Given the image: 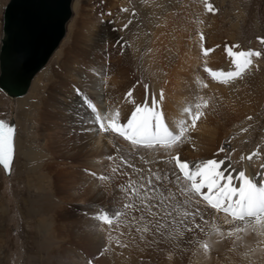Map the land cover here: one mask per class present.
<instances>
[{
    "label": "rangeland",
    "instance_id": "1",
    "mask_svg": "<svg viewBox=\"0 0 264 264\" xmlns=\"http://www.w3.org/2000/svg\"><path fill=\"white\" fill-rule=\"evenodd\" d=\"M7 1L0 0V34L2 11ZM206 5H211L213 10L209 11ZM171 18H175V22H171ZM162 23L166 25L164 27H167L166 40L174 41L170 44L181 45L187 40L196 42L202 63H212L219 58L225 62L229 61L227 65L220 66L219 69L217 66L207 65V68L217 73L234 70L232 58L226 50L228 48L237 52L251 49L261 53L260 57H252L253 66L244 73L242 78H239H244L245 82L239 88H235L236 91L245 92L243 95L250 98L248 103L250 108L247 109L238 102L245 109L227 119L224 126L218 129L220 136L213 145L215 147L213 153L230 160L238 153L249 155L259 147H264V43L261 42L264 39V0H73L66 33L46 64L32 79L27 92L13 100L0 89V120L7 122L10 118H14L16 124L15 155L11 172L5 174L0 166V264H89V262L111 264L114 259L116 261V258L119 260L116 262L125 264L127 254L124 257L123 253L118 251L115 257L112 250L118 246L126 247V243L120 237H114L111 234L113 232L111 226H114L116 222L117 227L132 226V230L127 231L128 237L132 238V246H137V242L141 240L147 244L150 258L138 259L139 264H264V229L255 227L253 219L238 226L243 231L236 232L230 229L232 235H229L230 231L224 234V247L219 249L211 248L207 238H204L206 235H203L200 240L201 236L195 238V235L190 233L188 239L182 240L181 236L190 232L188 231L190 226L184 227L183 231H178L175 226V231L171 233L164 226V214L161 209H164L169 200L177 207L180 202H185L184 197H187L180 191V181L176 179L178 175L171 174L167 169L169 165L164 161L169 158L172 162L171 168L177 169L172 157L179 154L180 143L185 146L189 144L191 148V144L193 146L197 144L199 150L209 146L210 141L205 142L200 137L201 117L196 121L195 128H192L191 119L187 116L186 123L188 122L187 124L191 127H188L189 138L183 139V137L182 140L188 141L183 143L180 141L168 151L159 146L145 150L152 157L147 165L149 168L139 174L140 169L135 171L132 163V170L135 172H132L131 178L126 175L125 181L123 177L115 180L111 171L107 169L105 172V169L96 166L95 163L101 157L99 154L98 157L90 156L84 152H74L73 148L64 147L55 156L48 150L47 146L50 143H56L52 140L59 142L68 134L65 133L66 135L63 136L55 128L50 131L44 130L45 121L40 120L39 115L42 111L43 98L50 92L63 102L73 103V99L84 101L83 93L77 94L78 88L71 89L61 85L67 80H73L72 76L81 74L84 69L81 58H78L73 50H86L87 46L95 41L98 44L97 48L104 50L105 65L111 67L113 61L107 51L111 55L113 53L111 50L124 48V45L129 47L130 43H135L137 40L144 41L142 53L149 51L147 42L152 36L153 29L160 27ZM171 23L175 24L171 25ZM124 25H128L127 28ZM201 34L204 37L203 41ZM202 47L213 49V51L204 55ZM61 49L62 52L66 50L72 52L67 57L64 53H58ZM92 54L90 51L91 57ZM62 60H65V67H60ZM139 66V63L134 66L129 65V73L132 77V71L137 68L141 77L136 81L140 80L143 85H147L146 76L140 72L143 67L138 69ZM50 67L56 68L59 76H53L50 72L39 80L37 96L32 102L30 95L34 84ZM202 72L207 77L213 78L205 67H202ZM103 75L106 81L112 76L107 69ZM224 79L223 76H217L220 85L223 84L221 81ZM198 87L200 89L197 88L198 93L196 92L194 99L201 105L199 110L207 115L208 121L213 122L209 118L214 119L213 113L219 108L221 122L222 109L226 111L224 101L228 100H223L221 94H215L218 93L215 88L201 91L202 86L198 85ZM232 87L235 86L232 85ZM233 98L237 99V95L234 94ZM23 99L29 100L25 105L19 106V102ZM204 101H207V107L203 106ZM234 101L237 102V100ZM31 102L36 105L32 110L29 109ZM144 103L145 101L143 105ZM191 109L193 113L197 111L196 106ZM63 112L67 117L60 123L66 129L70 128L69 135H71L73 132L71 126L75 123L71 121V116L76 118L70 113L72 109ZM249 117L251 119H248ZM209 126L219 125L215 123ZM126 142L130 146L131 142L127 140ZM131 146L133 148L130 151L134 154L138 147L132 144ZM222 146L225 148L224 152L219 151ZM175 148L177 150L173 151ZM121 151L120 148V151L116 152L120 157L124 155L123 152L120 153ZM148 154L141 153L136 156L146 160V158L149 159ZM103 157L108 160L109 156L106 153ZM235 168L239 170L240 166L237 164ZM177 172L180 176L178 169ZM157 176L160 177L159 180ZM108 179L113 180L110 187L106 183ZM149 179L152 182L151 185H149ZM93 187H95L94 193L96 190L99 192L106 190L104 198L92 200L89 192L93 190ZM80 198H83V202L78 201ZM203 203L207 204L204 201ZM107 209L120 215H111V221L108 219L110 221L108 223L100 219L104 216L103 211ZM153 221L156 222L153 223ZM173 221L175 222V220L170 222ZM87 223L96 228V231L102 232L100 244L92 241L94 244L91 242L92 245H90L91 243L82 237L84 235L81 230H84ZM155 230L158 231V235ZM174 233L177 234L174 235ZM163 236L170 239L172 246L165 248L155 246L156 243L161 242ZM149 242L156 243L152 245ZM205 244L208 245L207 250L204 248ZM91 247L97 250H87L92 249Z\"/></svg>",
    "mask_w": 264,
    "mask_h": 264
},
{
    "label": "bare ground",
    "instance_id": "2",
    "mask_svg": "<svg viewBox=\"0 0 264 264\" xmlns=\"http://www.w3.org/2000/svg\"><path fill=\"white\" fill-rule=\"evenodd\" d=\"M72 2L73 0H71V10H72ZM166 17L168 18V15ZM171 19H172L171 22L176 20L175 18H171ZM173 24L175 23H171V25ZM164 26L166 25L162 23L160 27H155L153 29L154 31L152 32V36L147 42L148 47H150V50L148 49L149 51L146 50V52L143 53L141 52L142 46L144 44L143 40L140 41L137 40V42L135 43L132 42L130 43L129 47L124 45V48L119 47L116 50L115 49L111 50L113 51L111 55L110 52L107 51L109 53V57H111L113 61V65L111 67L110 65L109 66L105 65L103 60L105 56L104 50L98 49L97 48L98 44L95 41L90 45H88L86 50H78V49L73 50L76 56L78 58H81L82 67L84 66V69L81 74L76 72L77 74H74L72 76L73 80H67L63 82L61 85L64 86L66 85L67 88H71V89H73L74 87L75 89L78 88L85 97H84V101L73 99V103L71 101L63 102V100H58L56 96L52 95L49 92L46 94L45 98H43L41 103L42 111L39 115H40V120L45 121L44 130L46 129L47 131H50L52 130V128H55L58 129L57 130L58 133L62 134L63 136L68 134L65 137H62L61 140H59V142L61 141L60 143L57 142V140H52V142L54 141L56 143L55 144L50 143V145L47 146L48 150L52 154L56 156L58 152L62 151L64 147L65 148L68 147L71 149L73 148L75 149L73 150L74 152H84V154L86 153L87 155L90 156L96 155L98 157L99 154V157L100 156L101 157L100 160H98L95 163L96 166L99 167L100 169H105L104 170L105 172L107 169L108 171H111L112 172L111 174L113 175V178L115 180L118 177L119 178L123 177L122 179H124L126 175H128V177L131 178L132 172L134 173L138 169H140L138 173L141 174V171L149 168V166L147 165L151 162L150 160L152 157L148 154L147 151H145L148 148L138 147V149H135L136 150L135 153L132 154V152L130 151V149L132 150L133 148L131 144L129 146V144L126 142V140L123 137H120L116 134H113L111 132L104 133L103 131L100 130V124L104 123L105 125H107V123L110 120H112L114 117L117 119L118 122L126 123L125 117L130 116L132 109L135 107V104H140L142 106L143 102L145 101V103L147 102L149 103V106H151L150 100L151 97L154 95L157 97L158 100L157 111L163 114L164 121L166 125L169 127V129L179 134V131L182 127H186L187 129L188 127H190L189 124H187L188 122L186 123V118L188 116V112L186 111V109L192 110L191 108H193L198 104L197 103L198 101L194 99V95H197L196 94V92L198 91L197 88L200 89L198 87V85H200L202 86L201 91L215 88L216 89L215 91L218 92L215 94H221L220 96L223 100H228V101H224L226 105L225 106L226 111L222 109L221 115H223V117L221 119V122L219 117L220 112L218 111L220 110L219 108L215 113H213L214 119H212V117L209 118V120H213V122L208 121V117H206L207 115H205L204 112L203 115L201 116V119L199 120L200 137H202L205 140V142L210 141L209 146L203 148L202 150H199V148H197L199 147V145L197 146V144L196 146L194 145L195 147L193 146V144H191L193 148L192 149L189 146V144L188 147L180 143L178 152L180 154L181 159L188 161L190 164L207 161L209 159L225 160L220 156H216L217 153L215 152L213 153V151H215V147H213V145L217 141V138L220 136L218 129L224 126L226 120L232 118V116L238 114V112L240 111L242 112L245 109L244 106L247 109L250 108L248 106L250 98L248 99L243 95L245 92L243 91L239 92L236 91L235 89V88H239V86L245 82V79L244 78L235 79L232 82L223 83L220 85L217 78L213 79L211 77H207L204 74V72H202V67L204 68L207 65H213V66H217L219 69L220 66L227 65L229 61L225 62L224 60L222 61L221 58L219 59L217 58L218 60H214L212 63L210 62L202 63L203 60H201L202 58L199 54L200 51L198 49V44L196 42L187 40L181 45L178 43H174L172 45L170 43L174 41L166 40L168 32L166 29L167 27ZM54 51L52 52V54L54 53ZM90 51H92L93 53L92 57L89 55ZM71 52H72L71 50H66L65 52H62V49L58 51V53H64V55H66L67 57H69L68 55H70ZM64 62L65 60H62L60 67L61 66L65 67ZM138 63L140 64L138 69L143 67V69H140V72L141 73L143 72L142 74L146 76V84L148 86L147 93L145 92L142 81L140 80L136 81V79L141 77L140 73L137 71V68L135 71L134 70L132 71V77L131 74L129 73L128 66L129 65L134 66ZM50 68H48L49 71L46 70L44 74L40 76V78L38 77L39 79L34 84L32 93L30 95V100L32 99V102H34V98L37 96L36 95L38 88L37 85L39 80L44 78L50 72L51 74H53V76L59 74L57 73L56 68H52L51 70ZM200 68L201 70H199ZM106 69L110 74H112V76L109 77L110 79H108V81H106L103 75ZM38 71L36 72V74L38 73ZM35 75L33 76V78L35 77ZM31 84H32V80L30 82V85ZM205 85H207V87H205ZM232 85L235 87H232ZM216 86L220 88L217 89ZM129 90L132 91L133 95L131 99L135 101V104L131 103L128 99H125V94L128 93ZM161 90H163V94H164L163 100H159ZM234 94L237 95V99L233 98ZM18 97L19 96L9 97V98L15 100ZM28 100L29 99L21 100L19 102V106L25 105L28 102ZM86 100L91 102L95 110H93V108H89L88 103H86ZM234 100H237V102ZM32 102L29 105L30 110L34 109V107L36 106ZM238 102L242 103L244 106L242 104H239ZM69 109H72V112L70 113L76 118L74 119L70 115L71 121L76 123V124L73 123V125L71 126L73 128V132L71 133V135H69L70 128L66 129L65 126L61 124L62 121L67 117L63 111L65 110L68 111ZM117 111H119V116H117ZM215 123L216 125L219 126L217 127L209 126L210 124L215 125ZM188 131L184 134L183 139H185L186 137L189 138ZM181 141L183 143L188 140H181ZM14 147H15V143H14ZM120 148L122 150L120 153L123 152L122 154H124L121 157L119 154L117 155L116 153L120 151ZM173 148L174 146L172 147V149ZM166 150L168 151L169 149ZM176 150L177 148H175L173 151ZM140 152L143 153V155L148 154L147 157L149 156V159L146 157H145L146 160H142L144 159L142 157L138 158L137 156L141 155ZM255 152H258L259 155L253 157L251 161L247 159L248 155L246 153L243 154L238 153L236 156H233L230 160L226 159L225 165L223 166L224 170L226 171V173L233 172V174H235L233 170L235 171L243 170L245 171L246 175H249L250 177H253L256 180H264V168H261V165L264 164V147L263 146L259 147ZM106 153L109 157H112V159H109V157L108 160L104 159L103 155L105 156ZM113 153H115V155ZM241 156H244L245 159L241 160ZM122 157L124 159H122ZM121 159L123 160V162ZM13 162H14V158L12 164ZM132 163H133V167L135 168V171L132 170L133 169ZM164 163L169 165L167 169H169V172L171 174L179 176L177 169H175L174 167L171 168L170 164H172V162L169 160V158L167 159V161H164ZM236 163L240 166L239 170L235 168V165H237ZM12 164H11V168H12ZM110 167H112V169ZM164 168H166V166H164ZM113 169H116V171H113ZM257 173H261V177L260 175L257 176L256 175ZM87 179H89V177ZM108 180L106 183L110 187V184L113 180L112 179L109 181ZM180 186L181 189L189 187L188 182L182 179L180 180ZM94 189L95 187H93V190H90L89 192L92 200L100 199L101 197H103V195L106 194L105 192L106 190L103 192H99L96 190V192L94 193L93 192L95 191ZM204 191H207V189H204ZM181 192L187 195V197H184V200H186L185 202L184 201L180 202V204H178V206L175 207L176 204L170 202L169 200V202L166 204L165 207L162 205V208L164 207V209L161 210H162V214H164V218H163L165 220L164 226L166 229L169 230L168 232L171 233L173 232V230L175 231V226L178 231L179 230L183 231L184 227L187 228L190 226L191 231L187 232L184 236L182 235L181 236L182 240L188 239V237L191 234L195 235V238L201 236L200 240L203 235H206V237L204 238H207L206 240H208L211 248L219 249L224 247L225 237L223 235L228 233L230 229L235 230L238 228V226H240V224L242 225L245 223L244 221H233L232 217L229 214L211 208L208 204L203 203L204 200L199 196H196L186 191H181ZM78 201L83 202V198L78 199ZM108 210L109 209L104 210L103 215H107L109 220L111 215L119 216L117 215V213H112L111 211ZM197 210H199V215H190L191 213H196ZM170 219L175 220V222H177L178 224H176L174 221L170 222L171 221ZM155 222L153 221V223ZM252 222H254L255 227H261L260 225H257L255 223L254 219L252 220ZM82 223L83 221L81 222V224ZM90 223H87L85 228L84 226L81 225L82 228H84V230H81L82 235H84L82 237H84L90 243L94 241L95 243L97 242V244H100L99 243L101 242L100 234L102 232L96 231V228H94L92 225L90 226ZM193 224L194 225L198 224L200 227H195L193 226ZM117 225L118 223L116 222L114 223V226H111L113 231L111 232V234L114 237H120L126 243L125 245L126 247H121V246L114 247L112 250L114 252L115 257H117L116 255L117 252L121 251L124 257L125 254H127V259L125 261V264H132V262L134 264H139L138 263L139 260H143L144 258L148 260L150 258V254L148 252V249L146 248L147 244L145 242L141 240L137 242V246L136 245L135 247L132 246V238L128 237V233H127L128 229L132 230V226L129 225L128 227L127 226L117 227ZM160 227L163 228L162 226ZM261 228L264 229V227ZM155 233H157L156 235H158V231L155 230ZM165 234L168 235L169 233H165ZM175 234L177 233H174V235ZM165 236H163V239H161L160 243H156V242H152V243L149 242V243L152 245H155L156 243L155 246L159 245V246H163L164 248L172 246L170 239L166 238ZM134 242L135 241H133V243ZM92 243L90 245H92ZM120 248L122 250H119ZM87 250L92 251L93 248ZM117 260L118 259L116 258V261ZM116 261L114 259L111 264H121Z\"/></svg>",
    "mask_w": 264,
    "mask_h": 264
},
{
    "label": "snow or ice",
    "instance_id": "3",
    "mask_svg": "<svg viewBox=\"0 0 264 264\" xmlns=\"http://www.w3.org/2000/svg\"><path fill=\"white\" fill-rule=\"evenodd\" d=\"M209 11H212L211 5H206ZM127 11V9H122ZM128 25H124L127 28ZM204 37L201 34V40ZM264 43V39L261 40ZM233 48L238 46H232ZM229 56L232 58L233 71L228 72H214L205 66V70L208 71L215 79L217 76H223L225 79L222 83H228L232 80L242 78L244 73L249 71L253 66L252 57H260L259 51H253L251 49L247 51H232L230 48L226 49ZM213 49H205L202 47V53L207 55L212 52ZM207 87V85H205ZM145 92L148 91V86L144 85ZM77 94H80V89H77ZM132 91L129 90L125 94V99H128L131 103L135 104V101L131 99ZM163 90L160 92L159 100H163ZM89 108H93L90 101L86 100ZM149 103H145L143 106L135 104L134 109L131 111L130 116L125 117L126 123L118 122L114 117L107 125L100 124V130L104 133L111 132L125 140L130 141L135 147H147L153 148L159 146L163 149H171L176 143L180 142L184 134L188 131L186 127H182L179 134H176L173 130H170L164 121L163 114L157 111L158 100L156 96H152ZM204 107H207V101H204ZM197 111L193 113L190 109H186L188 116L192 121L191 127L195 128L196 121L200 119L203 112L199 109L200 104L196 105ZM93 110H95L93 108ZM119 116V111H117ZM248 119H251L249 117ZM246 131V129H242ZM13 134L14 127L10 126L3 120H0V164L3 165L5 170H8L12 158L13 150ZM220 152H224L225 148L222 146L219 149ZM258 152H252L247 156V159L251 161L253 157L258 156ZM112 159V157H109ZM227 157L225 160L209 159L203 162H197L190 164L188 161L182 160L177 154L172 157L175 162L176 168L179 170L180 176H177V181L181 178L186 180L190 187L181 189V191L190 192L196 196L201 197L207 204L226 214L231 215L233 221H244L247 223L249 219H254L257 225L264 227V180H256L249 175H246L245 171L239 170L233 172H227L224 170ZM245 157L241 156V160ZM264 168V164L261 165ZM116 171V169H113ZM155 175V174H154ZM257 176L261 173H257ZM158 180L159 176L156 177ZM149 180V185H151ZM238 183V186H237ZM207 189V191H204ZM135 191V189H133ZM198 203V202H197ZM130 207V205H125ZM120 215V213H117ZM190 215H199V210L196 213ZM100 219L110 223L108 216H101ZM195 227H200L198 224ZM147 231V229H145ZM188 231H191L189 228ZM239 232L243 229H235ZM232 235V231L229 232ZM204 248L207 250L208 245L205 244ZM91 264V262H89Z\"/></svg>",
    "mask_w": 264,
    "mask_h": 264
},
{
    "label": "water",
    "instance_id": "4",
    "mask_svg": "<svg viewBox=\"0 0 264 264\" xmlns=\"http://www.w3.org/2000/svg\"><path fill=\"white\" fill-rule=\"evenodd\" d=\"M71 0H8L2 11L0 89L9 97L26 93L66 31ZM14 127V119L8 121ZM13 150L9 174L14 158Z\"/></svg>",
    "mask_w": 264,
    "mask_h": 264
}]
</instances>
